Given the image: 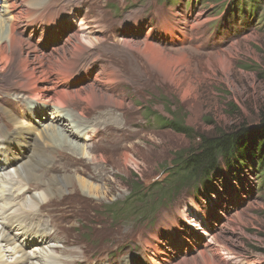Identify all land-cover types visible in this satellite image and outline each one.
Instances as JSON below:
<instances>
[{
  "label": "rangeland",
  "instance_id": "374dc122",
  "mask_svg": "<svg viewBox=\"0 0 264 264\" xmlns=\"http://www.w3.org/2000/svg\"><path fill=\"white\" fill-rule=\"evenodd\" d=\"M239 1L43 0L42 8L56 17L62 12L63 18L46 22L39 16L30 23L23 14L28 0H18V32L31 44L40 40L42 48L56 31L62 43L81 18L99 38L81 54L75 76L62 83L69 93L84 94L94 81L98 99L69 98L74 114L68 120L96 124L101 131L86 143L84 156L77 146L79 161L61 151L68 166L56 172L44 168L47 176L75 175L95 185L89 193L79 183L69 184L38 212L62 238L64 264H153V258L161 264H264V171L252 163L233 172L223 166L206 189L177 172L200 135L255 127L264 114V0L247 16L236 13ZM145 43L162 51L150 55ZM15 64L0 70V106L10 111V101L28 107L32 97ZM55 72L47 74L61 78ZM5 112L0 108V129L12 132ZM42 117L47 125L50 113ZM173 120L190 131L178 132ZM118 128L127 132L116 135L112 130ZM46 160L44 165L51 161ZM31 186V192L42 187ZM195 215L216 237L208 247L203 239L193 240L188 218Z\"/></svg>",
  "mask_w": 264,
  "mask_h": 264
},
{
  "label": "bare ground",
  "instance_id": "6f19581e",
  "mask_svg": "<svg viewBox=\"0 0 264 264\" xmlns=\"http://www.w3.org/2000/svg\"><path fill=\"white\" fill-rule=\"evenodd\" d=\"M42 1L28 0L29 6L23 14L25 18H30V23L38 22L39 16L46 22L51 16L54 17L55 22L63 18L62 12H59L56 17L49 8H42ZM18 3V0H0V70L4 71L15 60L14 71L20 73L23 78V87L30 92L32 97L28 107L25 102L16 103L13 100L9 105L12 111L0 106L4 112L7 110L5 113L14 126L12 132L0 129V264H64L62 259L67 256L58 250L62 238L52 232V222L46 220L43 214L38 212L47 199L54 194L63 193L69 184L79 183L83 189L87 188L89 193L95 190V185L75 175L53 173L47 176L44 168L49 172L61 170L60 165L63 167L66 164V161L61 160V151L69 152V159L79 161L77 158L79 155L75 153L79 152L77 148L80 147L82 150L80 152L84 156L86 143L94 139L101 131L94 127L96 124H83L74 118L72 122L68 120L74 114L73 109L67 106L69 98L80 97L93 103L98 99L99 95L94 81H89L90 90H84V94L80 90L71 94L67 91L71 88L62 83L75 76L81 54L95 47L99 38L92 36L93 31L87 30L86 22L81 18L79 28L71 30L62 43H58V40L63 34L56 31L51 34L48 43L42 48L39 46L40 40L31 44L29 43L31 39L25 38L18 32L20 16ZM68 26L75 28L71 22ZM168 30L173 36L174 27L170 25ZM72 39H75V42L72 48L68 49L67 43ZM153 44L145 43L149 54L162 51ZM60 48L62 53H58ZM11 51L15 54L11 55ZM68 56L71 59L68 60ZM166 59L164 57L165 62ZM96 63H100L99 58L96 59ZM84 65H86L84 67L92 68L98 66L100 69L103 67V64ZM49 70L56 71L55 73L61 78L55 80L50 75L48 76L47 71ZM98 79L99 75H96L94 80ZM100 95L101 100L102 93ZM24 112L26 114L22 116ZM49 113L51 119L48 124L46 123L47 125H43L46 118L42 116L49 115ZM36 120L38 126L32 123ZM112 131L116 132V135L127 132L123 129ZM110 138L112 140L114 137ZM75 139L82 143L79 144L77 141L78 143L74 144ZM10 145L14 146L10 148ZM48 148L50 150L47 151ZM21 155L24 156L19 160ZM45 160L46 162L51 161L44 165ZM50 163L52 164L48 166ZM32 183L42 186L39 192L30 191L33 187ZM188 221L192 228H195L194 241L203 239L204 248L214 242L215 235L204 225L203 219L195 215L188 218ZM208 237L210 239L205 242L204 238ZM194 249L197 250V248ZM202 254L204 252H201ZM152 262L161 264L154 258ZM123 264H130V261H124Z\"/></svg>",
  "mask_w": 264,
  "mask_h": 264
},
{
  "label": "trees",
  "instance_id": "16d2710c",
  "mask_svg": "<svg viewBox=\"0 0 264 264\" xmlns=\"http://www.w3.org/2000/svg\"><path fill=\"white\" fill-rule=\"evenodd\" d=\"M257 1L240 0L236 13L243 10V15L247 16L254 7L257 10ZM171 126L180 133H188L191 129L177 120H173ZM199 139L198 144L178 163L177 169V172L186 174V181L193 179L194 185L208 188L211 178L218 176L223 166L233 172L237 165L252 163L258 170L264 171V114L255 127L242 126L232 131L216 132L211 136L200 135Z\"/></svg>",
  "mask_w": 264,
  "mask_h": 264
}]
</instances>
